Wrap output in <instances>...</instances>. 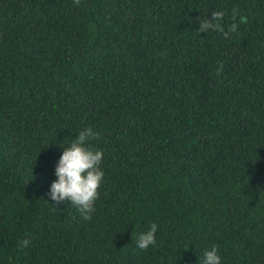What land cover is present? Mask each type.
<instances>
[{"label": "trees", "instance_id": "obj_1", "mask_svg": "<svg viewBox=\"0 0 264 264\" xmlns=\"http://www.w3.org/2000/svg\"><path fill=\"white\" fill-rule=\"evenodd\" d=\"M215 11L227 39L198 31ZM89 126L105 180L84 221L49 193ZM213 245L264 264V0H0V264H199Z\"/></svg>", "mask_w": 264, "mask_h": 264}, {"label": "clouds", "instance_id": "obj_2", "mask_svg": "<svg viewBox=\"0 0 264 264\" xmlns=\"http://www.w3.org/2000/svg\"><path fill=\"white\" fill-rule=\"evenodd\" d=\"M82 0H73L75 6L79 7ZM236 10H233L235 17ZM199 21L198 31L201 34L218 32L227 39L230 33L237 30L233 23L225 30L222 23L225 13L215 11ZM223 72V64L217 68L216 75ZM100 133L94 131L91 126L81 130L69 146L62 147L63 152L55 169L57 179L52 183L50 189L51 200L57 204L68 201L80 214L84 221H90L96 211V204L101 198V189L105 180V172L102 169L104 152L94 148L91 141L99 140ZM158 225L152 223L148 230L139 234L136 245L140 250L147 251L150 247L157 246L156 234ZM30 240L24 239L20 242L21 249L30 246ZM199 264H222L219 249L213 245L203 253L202 261Z\"/></svg>", "mask_w": 264, "mask_h": 264}]
</instances>
